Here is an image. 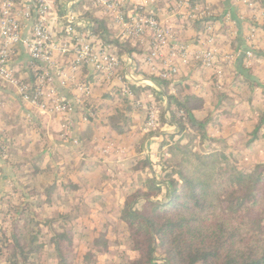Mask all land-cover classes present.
Masks as SVG:
<instances>
[{
  "label": "rangeland",
  "instance_id": "1",
  "mask_svg": "<svg viewBox=\"0 0 264 264\" xmlns=\"http://www.w3.org/2000/svg\"><path fill=\"white\" fill-rule=\"evenodd\" d=\"M263 8L260 1L255 0L254 8L245 11V21L235 25L229 23L230 20L216 24L215 34L221 37L217 45L223 53L235 50L238 45L235 37L239 31L244 45L247 44L245 33L249 32L254 35V47L264 49ZM210 9L217 15L221 14L215 10L214 5ZM171 23L177 29L180 39L200 30V23L187 19L173 17ZM254 24H260L258 33L253 32L250 27ZM114 34H111L112 38H115ZM246 61L250 67L247 72L248 81L234 74L235 69L232 70L233 67L229 65L221 68L220 75L216 74L220 78L224 73L220 84L215 82L212 71L209 74L201 71L197 63L188 66L187 71L184 70L176 80L188 83L187 91L201 89L197 92L204 98L201 103L196 104L195 109V114L200 119L211 116L217 120V123L207 122L205 139L199 131L187 126L183 132L184 142H187V133H190L194 137L192 144L195 150L224 152L242 170L264 163V121H261L264 117V58L254 54V59ZM234 81L240 86L239 91L232 90L231 84ZM0 87L8 89L2 84ZM158 87L153 86V90H138L141 105L145 104L139 108H132V101L122 97H113L115 100L108 105L94 107L92 115L95 119L92 122L95 121V130L90 128V137L84 138L80 144H74L69 138L72 126L70 122H75L81 115L79 112L66 117L62 114L42 113L35 108L37 106L32 107L21 101L25 104L21 107L23 112H30L29 116L27 113L22 114V109L13 104L12 99H8L10 96L16 97L15 93L7 95L0 92V249L3 250L6 243L3 233L10 237L12 232H21L23 229L37 230L41 223L51 220H55L53 227L61 229L58 219L66 216V227L80 233V239L69 254L73 264H122L130 258L128 229L121 218L125 196L130 191L125 192L122 188L124 173L119 169L126 167L132 171H140L143 180L137 186L145 192L151 191L149 183L164 180L159 153L166 155L168 147H159L158 142L165 141L174 130H168L161 124L159 112L157 128L143 130L147 107L153 104L152 108L158 109L157 105L162 101V95L159 94L162 87ZM100 91L106 92L104 88H100ZM100 91L97 90L94 94L97 102L104 99V94ZM219 91H227V97L221 100ZM109 107H126L128 117L125 124L128 129L122 133L112 132L105 138L104 133L106 131L108 134L109 128L104 123V115L106 110L111 109ZM85 120L82 117L77 126ZM83 127L87 128L85 125ZM107 147L108 152L103 153ZM88 164L93 170L85 173ZM41 165L46 166V174L39 178L32 177L28 172L32 169L31 166ZM54 181H58L59 185L55 186L56 191L51 194L52 205L42 206L40 201L45 199L47 187L54 185ZM33 183L37 184L32 189ZM163 196L158 193L156 198ZM138 206V203L135 204V207ZM102 233L107 238L106 245H93V240ZM42 234L43 231L38 237ZM32 235L34 233L28 234L26 241ZM89 251H95L90 259L87 255ZM6 258L7 255L0 253V264H7ZM57 260L56 253L49 244H45L30 259L31 264H58Z\"/></svg>",
  "mask_w": 264,
  "mask_h": 264
},
{
  "label": "built area",
  "instance_id": "2",
  "mask_svg": "<svg viewBox=\"0 0 264 264\" xmlns=\"http://www.w3.org/2000/svg\"><path fill=\"white\" fill-rule=\"evenodd\" d=\"M254 2L231 0L232 12L219 16L207 1L195 0H0V84L41 112L64 117L79 112L80 120L92 122L93 108L101 103L94 94L100 88L106 90L103 94L130 99L132 108L142 107L134 87H155L146 73L167 81L173 92L181 73L197 63L220 83L224 73L220 78L216 74L234 68L241 53L249 66L246 59H254L255 42L247 32L243 50L223 53L216 24L245 21ZM173 17L200 21V30L180 39ZM206 17L212 19L203 21ZM97 22L104 29L98 30ZM259 25L250 27L258 33ZM152 107H147L145 131L158 125ZM72 136L78 144L79 137Z\"/></svg>",
  "mask_w": 264,
  "mask_h": 264
},
{
  "label": "trees",
  "instance_id": "3",
  "mask_svg": "<svg viewBox=\"0 0 264 264\" xmlns=\"http://www.w3.org/2000/svg\"><path fill=\"white\" fill-rule=\"evenodd\" d=\"M259 1L263 6V0ZM210 19L206 17L203 21ZM98 23L97 29H104V24ZM236 41V50H243L241 40L236 38ZM253 52L256 57L264 58L262 47H254ZM244 57L245 53L239 55L236 68L232 70L235 69L234 74L248 81L250 67L245 66ZM146 75L162 87L159 92L162 101L156 111L161 124L174 131L165 141L158 142L159 147H168L166 155L159 153L164 180L149 183L150 192L137 186L143 180L140 171L126 167L119 169L124 173L122 188L125 192L130 191L125 196L121 218L128 229L131 256L122 264H264V163L242 170L224 152L195 150L192 144L194 137L190 133L184 142L183 132L187 126L199 131L205 139L207 122L217 123L211 116L200 119L195 114L196 104L204 98L197 92L201 89L187 91L189 84L181 81L173 84L172 92L167 81ZM231 88L240 90L237 81L231 84ZM137 89L149 90L151 87L140 85L134 87V92ZM218 94L223 100L228 92L219 91ZM103 96L108 101L114 100L109 93ZM109 108L104 115L105 125L115 134L128 129L125 124L128 117L126 107ZM89 166L85 173L93 170ZM31 167L28 172L32 177L46 174V166ZM36 184L33 183L32 189ZM57 185L58 181H54V185L47 187L45 199L40 201L42 206L52 205L50 197ZM158 193H162L163 198H156ZM137 203L139 206L135 207ZM66 218L62 216L57 220L61 229L53 227L55 220H51L41 223L37 230L23 229L12 232L10 237L3 233L6 243L0 253L7 255V264H31L30 259L45 244H49L56 253L58 264H73L69 254L80 239V233L66 227ZM42 231V236L38 237ZM31 233L34 235L26 241V236ZM92 243L106 245L105 233ZM94 252L87 253L89 259Z\"/></svg>",
  "mask_w": 264,
  "mask_h": 264
},
{
  "label": "crops",
  "instance_id": "4",
  "mask_svg": "<svg viewBox=\"0 0 264 264\" xmlns=\"http://www.w3.org/2000/svg\"><path fill=\"white\" fill-rule=\"evenodd\" d=\"M204 1H207V3L210 5V6H212V5H214V8H215V10L216 11H220V12H226V11H228V10H230L231 12H232V9H234V7L232 6V3H231V0H228V1H224V0H204ZM262 4H264V0H263V3ZM264 6V5H263ZM264 9V8H263ZM221 15V14H220ZM219 15V16H220ZM219 19H221L220 17H219ZM224 22V21H223ZM237 33V32H236ZM240 34H242V33H240V31L237 33V35H236V37L235 38H238L239 39V41L241 40L240 39ZM240 43H241V41H240ZM243 46H244V42H243ZM235 49H236V47H235ZM157 84H156V82H155V87H157V88H159L158 87V85L156 86ZM147 86H150V85H147ZM151 87V89L153 90V85L152 86H150ZM97 90H99L100 91V89H97ZM161 91V90H160ZM0 92H4L5 94H10L11 95V93H14V91L12 90V89H3L2 87H0ZM101 93H103L102 91H100ZM7 94V95H8ZM8 99H12L11 101H13V104H16V106L18 107H23V105H25L24 103H22L21 102V100L16 96V97H8ZM114 99V98H113ZM115 100V99H114ZM101 103H100V106L99 107H101V106H103V105H108V103L110 102V101H108V100H106V99H101V100H99ZM19 108V109H20ZM22 109V108H21ZM106 112V111H105ZM22 114L23 113H27V112H23V109H22V112H21ZM27 115H31V113L29 112V113H27ZM20 118H22V117H20ZM75 122L74 123H71L70 122V124H72V126H71V128H70V130H71V133H70V136H69V138L72 140V135H77L78 137H79V144L80 143H82L81 141L84 139V138H88V136L90 137V131H89V129L91 128V129H93V130H95V128H94V123H92V122H82L81 123V125H79V126H77V124L79 123V122H81V120H80V118L78 117L77 119H75L74 120ZM77 122V123H76ZM66 124H69L68 122H66ZM85 125V127H87L86 129L83 127ZM76 128V129H75ZM109 128V127H108ZM109 131H108V134L106 133V131H105V133H104V136H105V138H107V136H110L111 134H112V131H111V129L109 128L108 129ZM76 131V132H75ZM86 132H89V133H86ZM95 136V135H94ZM102 136H100V138H101ZM99 138V139H100ZM74 146H76V145H74ZM125 149V148H124ZM83 164H85V163H83Z\"/></svg>",
  "mask_w": 264,
  "mask_h": 264
}]
</instances>
